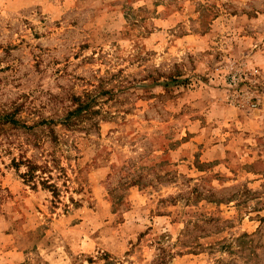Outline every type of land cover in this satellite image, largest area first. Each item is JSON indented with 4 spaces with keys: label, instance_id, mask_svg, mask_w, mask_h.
I'll return each instance as SVG.
<instances>
[{
    "label": "rangeland",
    "instance_id": "rangeland-1",
    "mask_svg": "<svg viewBox=\"0 0 264 264\" xmlns=\"http://www.w3.org/2000/svg\"><path fill=\"white\" fill-rule=\"evenodd\" d=\"M0 264H264V0H0Z\"/></svg>",
    "mask_w": 264,
    "mask_h": 264
},
{
    "label": "trees",
    "instance_id": "trees-1",
    "mask_svg": "<svg viewBox=\"0 0 264 264\" xmlns=\"http://www.w3.org/2000/svg\"><path fill=\"white\" fill-rule=\"evenodd\" d=\"M29 170L30 171H27V173H24V174H29V176L31 175V172L33 171V166H30L29 167ZM47 185H50V184H48L47 182H45Z\"/></svg>",
    "mask_w": 264,
    "mask_h": 264
}]
</instances>
